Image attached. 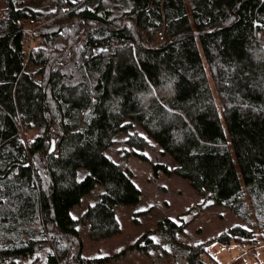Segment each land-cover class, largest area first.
I'll return each instance as SVG.
<instances>
[{"label": "trees", "instance_id": "trees-1", "mask_svg": "<svg viewBox=\"0 0 264 264\" xmlns=\"http://www.w3.org/2000/svg\"><path fill=\"white\" fill-rule=\"evenodd\" d=\"M0 1V264L148 253L150 233L114 257L84 254L83 230L119 235L117 208L142 197L107 155L122 137L126 157L168 155L176 166L155 174L187 180L242 222L186 246L184 264H216L202 259L213 243L264 241V0ZM29 20L40 37L30 51Z\"/></svg>", "mask_w": 264, "mask_h": 264}, {"label": "rangeland", "instance_id": "rangeland-1", "mask_svg": "<svg viewBox=\"0 0 264 264\" xmlns=\"http://www.w3.org/2000/svg\"><path fill=\"white\" fill-rule=\"evenodd\" d=\"M35 29L38 30V27ZM123 140L124 137L120 138L107 155L115 162L128 166L142 197L136 205H120L117 208V220L122 228L119 235L107 241H92L83 230L86 257H114L135 246L139 239L150 233L149 238L154 246L149 248L148 253L136 247L135 250L112 259L108 264H184L186 246L206 243L242 224L230 209L215 205L208 197L199 195L187 180L177 176L168 177L163 172L155 174V164H163L169 168L176 166L168 155L158 150H148L146 162L130 152L131 155L126 157L128 152ZM95 195L93 192L83 197L81 203L72 210V215L78 218L93 205L96 202ZM165 218H170L177 224H186L184 233H171L161 228L160 222ZM257 240L259 244L249 248L235 239L228 246L213 243L202 259L206 262L213 260L216 264H264V241L260 238ZM147 244L148 240L142 242L143 246ZM44 261L45 256L42 254L38 259H21L19 264H44Z\"/></svg>", "mask_w": 264, "mask_h": 264}, {"label": "built area", "instance_id": "built-area-1", "mask_svg": "<svg viewBox=\"0 0 264 264\" xmlns=\"http://www.w3.org/2000/svg\"><path fill=\"white\" fill-rule=\"evenodd\" d=\"M38 26L35 24L34 21L29 20L27 22V28H28V32H27V36L26 39L24 41V44L27 48L28 51L32 50L36 43L40 40L39 34H37V28ZM160 39L162 40V33L160 32ZM56 143L58 142V140L55 141Z\"/></svg>", "mask_w": 264, "mask_h": 264}, {"label": "water", "instance_id": "water-1", "mask_svg": "<svg viewBox=\"0 0 264 264\" xmlns=\"http://www.w3.org/2000/svg\"><path fill=\"white\" fill-rule=\"evenodd\" d=\"M54 151V143H52V149H51V152Z\"/></svg>", "mask_w": 264, "mask_h": 264}]
</instances>
